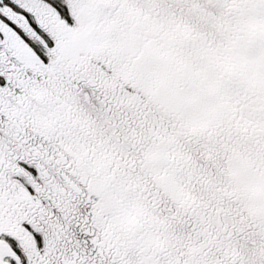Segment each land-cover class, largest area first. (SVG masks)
<instances>
[{"label":"snow or ice","instance_id":"snow-or-ice-1","mask_svg":"<svg viewBox=\"0 0 264 264\" xmlns=\"http://www.w3.org/2000/svg\"><path fill=\"white\" fill-rule=\"evenodd\" d=\"M0 264H264V0H0Z\"/></svg>","mask_w":264,"mask_h":264}]
</instances>
